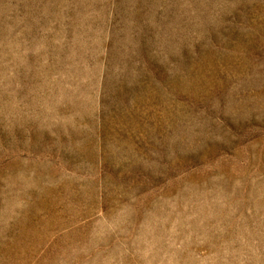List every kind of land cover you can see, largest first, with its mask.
<instances>
[{
  "label": "rangeland",
  "instance_id": "1",
  "mask_svg": "<svg viewBox=\"0 0 264 264\" xmlns=\"http://www.w3.org/2000/svg\"><path fill=\"white\" fill-rule=\"evenodd\" d=\"M0 264H264V0H0Z\"/></svg>",
  "mask_w": 264,
  "mask_h": 264
}]
</instances>
